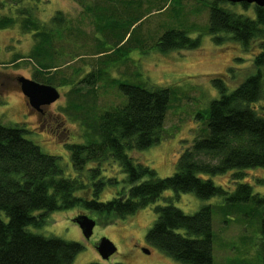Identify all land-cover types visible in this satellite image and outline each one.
Here are the masks:
<instances>
[{"label": "rangeland", "instance_id": "rangeland-1", "mask_svg": "<svg viewBox=\"0 0 264 264\" xmlns=\"http://www.w3.org/2000/svg\"><path fill=\"white\" fill-rule=\"evenodd\" d=\"M207 1L210 0H0V19L11 20L0 29V123L23 126L25 137L46 153L58 156L65 175L72 177L76 171L67 144L86 142L94 116L125 100L107 78L149 88L168 87L172 90L171 102L160 141L145 150L129 151L134 160L151 166L157 176L168 177L176 171L181 152L208 130L207 109L219 96L214 77H222L228 91H232L248 75L257 72L254 59L261 51L260 39L252 42L248 49L233 40L220 43L213 40L206 31ZM225 6L237 13L255 16L254 4L245 7L242 3H228ZM135 16L140 20L131 29L143 31L149 46L144 49L136 46L139 40L134 37L136 43L117 50L114 45L117 31L111 30L109 24L121 21L119 28L124 30V22ZM171 28L188 29L189 36L201 37L200 45L193 49L160 51L154 44L162 32ZM42 31L50 35V62L61 67L53 85L59 89L61 97L48 106L44 115L26 106L18 81L19 76L34 79L38 65L29 56L40 43L41 37L35 33ZM99 67L107 75L99 80L98 86L92 89L79 82ZM261 71L264 77V65ZM253 107L264 117V87L262 98ZM94 166L96 162L87 165L88 168ZM101 168L103 175L118 179L101 192L99 198L105 201L126 186L125 174L112 159L104 161ZM204 177H211L228 192L237 186L232 171ZM263 180L264 168H252L244 171L239 182L246 181L255 192L264 194ZM169 197L188 214L205 205L212 208L215 264L261 261L259 227L263 207L252 202L232 205L223 196L200 199L193 192H179L176 196L172 189L163 192L158 201L123 219L74 207L54 210L43 225L32 224L28 230L82 243L84 247L72 264H185L146 240L149 228L157 219L156 207L166 204ZM85 213L97 221L91 237H85L73 221L74 217ZM102 238H109L117 248L108 259L96 250Z\"/></svg>", "mask_w": 264, "mask_h": 264}, {"label": "trees", "instance_id": "trees-1", "mask_svg": "<svg viewBox=\"0 0 264 264\" xmlns=\"http://www.w3.org/2000/svg\"><path fill=\"white\" fill-rule=\"evenodd\" d=\"M228 3L227 0L205 3L209 9L206 31L218 43L233 40L245 49L260 39L261 51L254 59L257 72L248 75L232 91H228L222 77H214L213 84L219 96L207 109L208 130L181 152L176 171L168 177L157 176L151 166L129 155V151L145 150L160 141L171 102L172 90L168 87L149 88L107 78L125 100L94 116L86 142L67 144L76 171L72 177L65 175L58 156L46 153L25 137L23 126L0 123V264H72L84 247L82 243L28 230L32 224L43 225L54 210L80 207L101 216L123 219L158 201L163 192L172 189L176 196L179 192H193L200 199L223 196L232 205L256 203L263 207L264 213V194L255 192L252 184L246 181L239 182L245 170L264 168V117L253 107L262 98L264 87L261 71L264 65V8L254 4L255 16L251 17L228 9L225 6ZM139 20L140 17L135 16L124 22V30L119 28L121 21L117 24L107 22L111 30L117 31L114 35L117 50L130 47L132 42L136 43L135 38L139 40L136 46L142 49L149 46L143 31L131 29ZM10 22L8 18H1L0 29ZM35 34L41 39L29 56L38 65L34 80L53 86L61 67H55L49 60L52 57L50 35L46 31ZM200 43L201 37L189 36L188 29L171 28L160 34L154 46L162 52H170L197 48ZM101 67L90 71L79 82L94 89L99 80L104 79ZM110 159L121 167L126 186L104 201L99 197L105 186L118 182L117 178L103 175L101 164ZM93 162L97 166L88 168ZM231 171L237 182L232 192L216 184L211 177H204ZM156 212L157 219L146 235L148 243L181 263L215 264L210 206H202L188 214L169 197L166 204L156 207ZM260 223L261 261L241 264H264V214Z\"/></svg>", "mask_w": 264, "mask_h": 264}, {"label": "water", "instance_id": "water-1", "mask_svg": "<svg viewBox=\"0 0 264 264\" xmlns=\"http://www.w3.org/2000/svg\"><path fill=\"white\" fill-rule=\"evenodd\" d=\"M229 3H243L255 4L259 7L264 8V0H227ZM21 91L26 98H28L29 104L36 108L40 109L43 106H48L61 97L59 89L50 84H43L35 81L29 77L19 76L18 78ZM76 222L85 237H91L93 235V230L96 226L97 221L91 218L88 214H80L73 219ZM116 245L109 238H102L98 241L96 245V250L103 256V258L108 259L111 255L116 253ZM147 253H150V250L147 248L144 249Z\"/></svg>", "mask_w": 264, "mask_h": 264}, {"label": "flooded vegetation", "instance_id": "flooded-vegetation-1", "mask_svg": "<svg viewBox=\"0 0 264 264\" xmlns=\"http://www.w3.org/2000/svg\"><path fill=\"white\" fill-rule=\"evenodd\" d=\"M26 106H27L28 108L32 109V110H35L36 112L40 113L41 115H44V114L46 113V110H47V108H48L49 105H48V106H43V107H41L40 109H36V108L32 107V106L29 104V102H28V98H26Z\"/></svg>", "mask_w": 264, "mask_h": 264}]
</instances>
